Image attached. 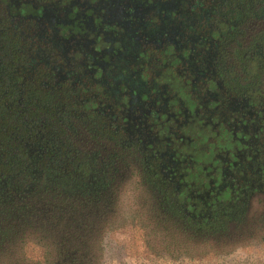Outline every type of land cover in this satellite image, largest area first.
<instances>
[{
    "label": "flooded vegetation",
    "instance_id": "obj_1",
    "mask_svg": "<svg viewBox=\"0 0 264 264\" xmlns=\"http://www.w3.org/2000/svg\"><path fill=\"white\" fill-rule=\"evenodd\" d=\"M179 4L0 0V21L38 44L51 71L103 94L105 114L129 130L139 156L178 179L168 183L175 199L226 203L231 221L264 229V76L255 82L237 59L250 38L222 48L210 31L192 32L191 10ZM192 169L215 174L187 180Z\"/></svg>",
    "mask_w": 264,
    "mask_h": 264
},
{
    "label": "trees",
    "instance_id": "obj_2",
    "mask_svg": "<svg viewBox=\"0 0 264 264\" xmlns=\"http://www.w3.org/2000/svg\"><path fill=\"white\" fill-rule=\"evenodd\" d=\"M179 1L191 10L192 32L210 31L222 48L249 37L238 43L237 59L251 67L255 82L262 80L264 0ZM1 17L0 253L34 227L53 242L54 264H92L91 246L117 214L122 184L135 174L144 211L168 243L243 231L249 222L231 221L226 203L195 207L175 199L168 183L178 179L139 156L129 130L105 114L103 94L93 97L83 79L51 71L39 45ZM196 173L207 181L215 174L192 169L187 180Z\"/></svg>",
    "mask_w": 264,
    "mask_h": 264
},
{
    "label": "rangeland",
    "instance_id": "obj_3",
    "mask_svg": "<svg viewBox=\"0 0 264 264\" xmlns=\"http://www.w3.org/2000/svg\"><path fill=\"white\" fill-rule=\"evenodd\" d=\"M139 178L135 174L122 184L117 214L91 246L92 264H264L263 223L250 221L243 231L193 243L163 240L144 211ZM56 252L50 238L27 227L0 253V264H54Z\"/></svg>",
    "mask_w": 264,
    "mask_h": 264
}]
</instances>
